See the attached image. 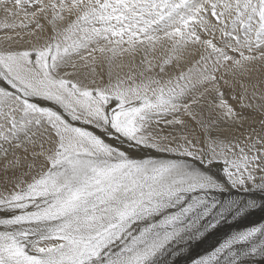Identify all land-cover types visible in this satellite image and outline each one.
<instances>
[{"label": "snow or ice", "instance_id": "snow-or-ice-1", "mask_svg": "<svg viewBox=\"0 0 264 264\" xmlns=\"http://www.w3.org/2000/svg\"><path fill=\"white\" fill-rule=\"evenodd\" d=\"M0 13V264H264V0Z\"/></svg>", "mask_w": 264, "mask_h": 264}, {"label": "bare ground", "instance_id": "bare-ground-1", "mask_svg": "<svg viewBox=\"0 0 264 264\" xmlns=\"http://www.w3.org/2000/svg\"><path fill=\"white\" fill-rule=\"evenodd\" d=\"M2 15L3 14L0 13V16H2ZM188 66H189L188 64L184 65L185 68H187ZM244 82L249 85V97H251V93L254 90L251 85H256L255 91L257 92V98L254 101H251V102L255 103L257 105L264 103V101H262L259 98L261 95H264V74L257 73V74H255L253 76V79L251 81L245 80ZM236 90H237V93H239L240 89H239L238 85L236 86ZM225 91L228 92L229 90L225 89ZM210 99H211V97H208L205 101L202 102V106H197L196 109H195L198 113H200V115L203 117V119L205 121L210 119L209 109L207 108V102ZM230 102H233L234 105L236 103V102L231 101V100H230ZM248 114L249 115H254L256 117V119L260 118L259 112H249ZM169 118H171V117H169ZM183 118L185 120H188L187 117H183ZM211 118H215V113L211 114ZM189 123H190V125L193 128H196L194 122L189 121ZM217 131H219L220 134L224 135V136H228V135H232V134H238V132H235V130L232 128V126H230L228 124H225L223 122H219L218 123ZM195 134L196 135H201V132H200L199 128H196ZM21 155H23V154L21 153ZM29 160H31V156H29ZM8 176L11 177L12 173L9 172ZM3 178H4L3 177V173L0 172V180H2Z\"/></svg>", "mask_w": 264, "mask_h": 264}, {"label": "rangeland", "instance_id": "rangeland-1", "mask_svg": "<svg viewBox=\"0 0 264 264\" xmlns=\"http://www.w3.org/2000/svg\"><path fill=\"white\" fill-rule=\"evenodd\" d=\"M219 75V73H218ZM233 103V102H231ZM258 223L264 222V210L257 209L255 213L248 217L244 223ZM221 228L225 231L230 230L227 224L221 225ZM222 233H213L207 236L204 240L199 243H194L190 250L187 251L182 257L179 258L177 264H190L191 260L199 255L204 254L207 250L213 247L220 239Z\"/></svg>", "mask_w": 264, "mask_h": 264}]
</instances>
